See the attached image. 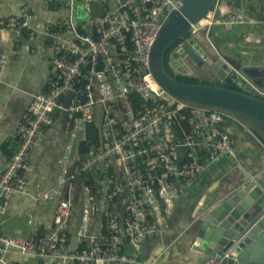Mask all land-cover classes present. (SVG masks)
<instances>
[{
	"label": "built area",
	"instance_id": "built-area-1",
	"mask_svg": "<svg viewBox=\"0 0 264 264\" xmlns=\"http://www.w3.org/2000/svg\"><path fill=\"white\" fill-rule=\"evenodd\" d=\"M49 1L60 7V25L33 24L29 5L0 19L3 31L28 39L42 36L52 51L47 89L32 96L15 130L16 149L0 170V208L25 191L31 151L55 113L65 115L72 136L82 131L86 141V124H93L97 139L77 160L65 156L55 185L33 197L55 199L49 228L35 239L0 232V264H163L161 253L140 263L126 249H139L150 234L168 227L181 189L235 152L228 131L232 118L173 97L148 70L150 48L166 13L180 10L183 1L112 0V7L110 0H98L103 15L76 28L73 5L83 1L89 10L91 0ZM218 1L191 32L213 23L244 22L235 5L216 18ZM6 63L0 48V83ZM76 188L82 197L78 222ZM8 254L26 262L7 259Z\"/></svg>",
	"mask_w": 264,
	"mask_h": 264
},
{
	"label": "crops",
	"instance_id": "crops-1",
	"mask_svg": "<svg viewBox=\"0 0 264 264\" xmlns=\"http://www.w3.org/2000/svg\"><path fill=\"white\" fill-rule=\"evenodd\" d=\"M23 5H29L35 13L33 24L56 23L58 12L43 9L42 0H0V19L15 14ZM217 5L216 18L224 16L230 11V5H235L239 8V15L244 22L213 23L209 29H201L213 32L215 40L236 61L245 65L256 63L259 57L264 55V0H219ZM0 48L7 53V63L2 71L0 83L2 170L8 157L15 151L14 148L16 149L15 130L32 96L47 89L52 51L42 36L34 39L17 37L13 33L3 31L1 27ZM70 129L65 115L55 113L53 124L44 129L37 145L31 151V172L25 191L0 208V222L2 216L30 213V236L25 237L26 239L37 238L51 226L56 204L55 199L35 201L33 197L55 185L65 156H68L70 161L79 158L78 145L74 151L72 140L64 139V132L71 133ZM228 131L234 138V155H227L210 170L203 174L201 172L191 186L181 189L172 214L167 219L168 227L161 232L150 234L139 249H129L140 263H148L161 253L163 264H187L189 260L186 254L190 239L186 235L183 241H174L176 236L241 181L255 177L264 185V144L235 120L228 122ZM73 153L78 157L73 158ZM6 258L26 262L20 255L8 254ZM34 264L41 263L37 261Z\"/></svg>",
	"mask_w": 264,
	"mask_h": 264
},
{
	"label": "water",
	"instance_id": "water-1",
	"mask_svg": "<svg viewBox=\"0 0 264 264\" xmlns=\"http://www.w3.org/2000/svg\"><path fill=\"white\" fill-rule=\"evenodd\" d=\"M182 1L180 10L166 13L152 43L149 72L168 94L226 114L264 144V55L256 63L245 65L230 57L213 32H191V25L206 18L216 0ZM88 4L89 10L83 8V1L73 5L71 20L75 28L89 17L103 15L100 1ZM177 75L197 82L179 80ZM89 145L90 141L80 140L78 153H86ZM186 235L190 239L187 264H264V185L255 177L241 181L206 208L188 226L180 242Z\"/></svg>",
	"mask_w": 264,
	"mask_h": 264
},
{
	"label": "rangeland",
	"instance_id": "rangeland-1",
	"mask_svg": "<svg viewBox=\"0 0 264 264\" xmlns=\"http://www.w3.org/2000/svg\"><path fill=\"white\" fill-rule=\"evenodd\" d=\"M110 5L113 7L114 2L110 0ZM42 7L48 12H55L57 11V16L55 18L56 23H51L53 25H60L64 18L62 14L59 12L60 7L55 5L53 2L49 0H42ZM65 134V141L70 138V141L72 140L73 142V149L74 151L77 149L78 142L81 140L83 137V132L78 131L74 136L71 135V133H67L66 131L64 132ZM77 153V151L75 152ZM73 153V158L78 157V155H75ZM79 157H81L79 155ZM72 200L75 205L74 209V220L78 222L79 220V213H80V204H81V194H80V189L78 190H73L72 192ZM31 219V215L29 212L23 213L21 215H14V216H2V221L0 222V232L3 234H6L8 236H23L24 238L30 236V229L28 225V221ZM129 249H133L128 247L127 251L131 253L132 251ZM131 251V252H130ZM132 254V253H131Z\"/></svg>",
	"mask_w": 264,
	"mask_h": 264
},
{
	"label": "trees",
	"instance_id": "trees-1",
	"mask_svg": "<svg viewBox=\"0 0 264 264\" xmlns=\"http://www.w3.org/2000/svg\"><path fill=\"white\" fill-rule=\"evenodd\" d=\"M176 44V43H175ZM175 45L173 44L168 50H167V53L170 52V50L174 47ZM177 78L179 80H182V81H186V82H197L196 79L194 78H190V77H184V76H177ZM231 119L228 120V122H230ZM86 139L90 142H95L96 139H97V132L93 126V124H86ZM15 150V148H14ZM86 248V245L85 243H82L80 245V249H85Z\"/></svg>",
	"mask_w": 264,
	"mask_h": 264
},
{
	"label": "flooded vegetation",
	"instance_id": "flooded-vegetation-1",
	"mask_svg": "<svg viewBox=\"0 0 264 264\" xmlns=\"http://www.w3.org/2000/svg\"><path fill=\"white\" fill-rule=\"evenodd\" d=\"M177 76H181V75H177Z\"/></svg>",
	"mask_w": 264,
	"mask_h": 264
}]
</instances>
